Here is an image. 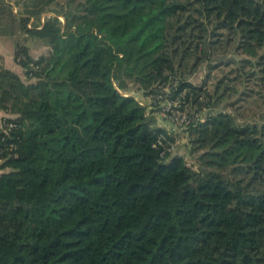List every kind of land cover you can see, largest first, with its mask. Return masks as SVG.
Returning <instances> with one entry per match:
<instances>
[{
	"label": "trees",
	"instance_id": "trees-1",
	"mask_svg": "<svg viewBox=\"0 0 264 264\" xmlns=\"http://www.w3.org/2000/svg\"><path fill=\"white\" fill-rule=\"evenodd\" d=\"M69 1L77 13L36 1L11 15L49 54L19 43L26 80L0 71L18 124L0 122V264H264V121L214 112L221 85L215 99L170 48L195 41L193 72L226 34L264 85V0ZM132 84L187 111L185 154L159 144L177 133L159 103L121 92Z\"/></svg>",
	"mask_w": 264,
	"mask_h": 264
},
{
	"label": "rangeland",
	"instance_id": "rangeland-1",
	"mask_svg": "<svg viewBox=\"0 0 264 264\" xmlns=\"http://www.w3.org/2000/svg\"><path fill=\"white\" fill-rule=\"evenodd\" d=\"M36 1L38 3L47 2V12L48 16L52 14L53 8H57V4L64 6L65 11L71 12L72 14L77 13L80 9L77 3L67 4L68 0H14V3L18 7L19 12L26 9V5L36 6ZM51 10V11H50ZM47 14L44 15L47 17ZM61 20L65 22V14L60 13ZM195 18L198 20H204L205 17L199 12H191L189 16L185 18ZM184 18V19H185ZM191 18V19H192ZM209 23V22H208ZM213 25H208L207 36L209 37L212 33ZM226 34L219 35L214 38L218 41L215 45L216 49L213 53V58L211 61L201 62L193 72H190L191 65L195 62L196 56L199 53H194L193 56L189 54L181 61V56L184 51H187L189 46L194 47L195 41L192 42L190 37L180 38L177 43L170 44L172 50L176 49L173 53L178 54L176 57V64L179 65L181 62L182 70L185 71L186 76L190 78V81L196 85L206 84L208 91L213 95L214 98L222 96L221 100H217L216 108L214 112L218 111H228L233 112L237 115L238 119L242 122L246 121H264V85L261 82L256 81L258 79L254 73L253 65L245 64L244 60L248 59L249 56L244 54L242 51L237 50V42H226ZM188 39L187 41H184ZM213 39V38H212ZM41 45V44H40ZM191 49V48H190ZM216 65V66H215ZM215 66V67H214ZM221 85L218 89V95H215V90L217 85ZM128 93H133V95L140 96L143 98L146 105L149 106L151 100L149 97L145 96L140 92L135 85H131ZM244 93H251V96L244 97ZM170 100V99H169ZM180 102V101H177ZM181 103V102H180ZM233 103V105H232ZM158 125L164 127L168 130L173 128V120L163 116V112L158 110L156 114ZM14 117V115L6 116ZM188 137H186L183 130L176 134V141L178 142V153H186V143ZM194 157V158H193ZM188 156V161H196V156Z\"/></svg>",
	"mask_w": 264,
	"mask_h": 264
},
{
	"label": "crops",
	"instance_id": "crops-1",
	"mask_svg": "<svg viewBox=\"0 0 264 264\" xmlns=\"http://www.w3.org/2000/svg\"><path fill=\"white\" fill-rule=\"evenodd\" d=\"M8 5H12V10ZM12 12L15 14L19 12L14 0H0V71L3 69L9 70L26 80L25 71L16 60V51L19 43L28 45L31 55L35 58L48 55L49 47L43 41L30 38L19 30L17 25L14 27L11 24ZM29 26H32L31 23ZM7 115L10 116L12 114L0 109V122Z\"/></svg>",
	"mask_w": 264,
	"mask_h": 264
},
{
	"label": "built area",
	"instance_id": "built-area-1",
	"mask_svg": "<svg viewBox=\"0 0 264 264\" xmlns=\"http://www.w3.org/2000/svg\"><path fill=\"white\" fill-rule=\"evenodd\" d=\"M125 95H132L133 93H128L127 91H122ZM166 93H169V89L166 88L165 89ZM134 97L142 104L148 107V113L153 111V107L151 106L153 103L154 104H158L159 105L156 107L157 109V113L158 110H160V112H163V116H165L166 118H170L171 120H173V129L172 131H174L175 133H178L179 131H181L185 125H187L190 122V119L188 117L187 111L183 110L180 106H176L175 101H171L169 99H166V95L164 94H154V95H150L149 99L151 100V103L148 105H146L145 101L143 100V98H140V96H136L134 95ZM17 123L15 121H8L7 118H4L2 121V126L4 131H9L12 130L13 128L17 127ZM161 137L165 138L163 135H161ZM159 144H163L166 147V151H175L174 149L176 148V145L178 144L177 141L175 142H168L166 144H164V142L162 141V139H159ZM164 153V152H163ZM166 153V152H165Z\"/></svg>",
	"mask_w": 264,
	"mask_h": 264
}]
</instances>
